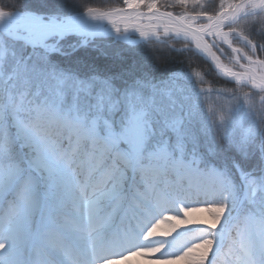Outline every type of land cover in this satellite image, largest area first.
<instances>
[{"label": "snow or ice", "instance_id": "1", "mask_svg": "<svg viewBox=\"0 0 264 264\" xmlns=\"http://www.w3.org/2000/svg\"><path fill=\"white\" fill-rule=\"evenodd\" d=\"M261 54L264 0L0 6V264H264Z\"/></svg>", "mask_w": 264, "mask_h": 264}, {"label": "trees", "instance_id": "2", "mask_svg": "<svg viewBox=\"0 0 264 264\" xmlns=\"http://www.w3.org/2000/svg\"><path fill=\"white\" fill-rule=\"evenodd\" d=\"M26 0H0V6L4 7L5 10H11L13 5H22ZM29 2L36 4L39 0H29ZM67 3H75L78 6H96V7H108L111 5H123V0H66ZM220 0H212V3L218 5ZM175 13H179L181 10L179 8L169 9ZM177 44L176 47H180ZM226 51H228L226 49ZM144 56L149 62H159L161 64L172 62L170 66L177 69L181 68H191L194 72H200L204 74L206 84L205 87L211 85L213 89L219 88L225 85V81L221 78L213 69L212 65L206 58L197 57L191 64L185 63V57L175 52L169 53L166 45L163 44H153L151 46L144 47ZM161 57H164L161 59ZM261 58H264V54H261ZM226 60V59H225ZM227 61V60H226ZM232 87L231 84L227 85ZM225 99L219 97L215 91L207 93L205 97H202V106L204 108L215 107L219 110L225 105Z\"/></svg>", "mask_w": 264, "mask_h": 264}, {"label": "rangeland", "instance_id": "3", "mask_svg": "<svg viewBox=\"0 0 264 264\" xmlns=\"http://www.w3.org/2000/svg\"><path fill=\"white\" fill-rule=\"evenodd\" d=\"M237 46H239V45H237ZM224 62L227 63L228 61L225 60ZM195 215L205 216V215H207V213H196ZM166 227H167L166 225L162 226L161 231H163V229ZM180 230L181 229H177V231H180ZM175 235H176V232H173L172 236H175ZM168 239H171V237H168ZM156 255H158V254H156ZM122 264H155V261L149 260L145 257L133 256L128 261L122 262Z\"/></svg>", "mask_w": 264, "mask_h": 264}, {"label": "water", "instance_id": "4", "mask_svg": "<svg viewBox=\"0 0 264 264\" xmlns=\"http://www.w3.org/2000/svg\"><path fill=\"white\" fill-rule=\"evenodd\" d=\"M175 14V13H174ZM207 59V58H206Z\"/></svg>", "mask_w": 264, "mask_h": 264}]
</instances>
